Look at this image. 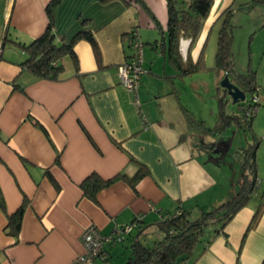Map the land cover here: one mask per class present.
<instances>
[{"label":"crops","instance_id":"crops-1","mask_svg":"<svg viewBox=\"0 0 264 264\" xmlns=\"http://www.w3.org/2000/svg\"><path fill=\"white\" fill-rule=\"evenodd\" d=\"M49 1L0 0V190L6 214L14 213L24 197L28 199L18 237L5 232L7 215L0 209V264H82L81 236L90 224L106 236L136 222L125 238L130 252L135 237L141 242L147 234H155L161 214L182 209L191 210L194 217L228 198L219 176L220 158L213 156L230 152L232 141L228 144L224 135L231 126L221 134L189 127L191 114L211 129L218 108L209 128L204 117L197 119L184 105L177 81L203 69L178 71L159 47L166 34V1L143 0L160 24L156 27L132 0H61L54 11L56 41L69 44L78 33L91 32L98 53L85 39L77 40L73 45L77 68L64 57L60 62L63 72L55 80L37 77L21 65L27 55L20 45L30 44L45 31ZM235 2L214 0L190 51L191 63L199 60L210 31L227 8L235 10ZM132 31L138 32L143 44L146 70L137 89L139 106L117 74L118 66L132 54ZM188 46L189 40L181 38L182 66L187 64ZM211 70L217 100L219 77L214 67ZM255 78L259 102L251 133L258 142V177L264 176V79ZM31 119L46 130L50 140ZM138 163L149 172L135 190L116 181L97 194L96 202L83 196L80 184L91 173L103 179L119 174L131 177ZM259 184L264 188V179ZM236 190L240 191L233 188ZM252 200L222 232L195 245L186 264L264 263V212L247 231L258 203L253 200L252 205ZM206 230L209 234L214 226ZM115 244L104 246L107 261L111 252L120 251ZM107 261L97 259L94 264Z\"/></svg>","mask_w":264,"mask_h":264},{"label":"trees","instance_id":"trees-1","mask_svg":"<svg viewBox=\"0 0 264 264\" xmlns=\"http://www.w3.org/2000/svg\"><path fill=\"white\" fill-rule=\"evenodd\" d=\"M61 0H50L45 7L48 23L45 31L41 36L34 39L28 45H20L27 58L21 64L25 66L32 74L45 79H57L59 74L63 72L61 60L64 57H69L77 68V59L73 50V45L77 40L85 39L88 41L95 53H98L97 43L91 32H80L75 35L69 44H60L56 41L54 34V11ZM100 3H107L112 0H99ZM139 5L155 22L156 27H160L159 22L150 11L143 0H132ZM167 7V24L166 34L162 36L159 43L162 51L171 60V63L178 71L183 73L196 72L203 69V54L199 60L193 64L190 62V51L194 48L204 23L207 20L214 0H165ZM234 9L227 8L223 12V23L218 33V46L215 58L214 70L219 77V82L224 76H228L234 84L238 85L243 91L250 93L251 96L256 95L258 90L255 72L248 69L247 74L239 75L233 69L232 43L233 31L229 25V18L232 16ZM181 38L189 40L187 52V64L181 65V57L179 54V41ZM143 45V44H142ZM217 91L220 92L217 102L218 111L216 120L211 129H206L203 122L196 121L191 114L188 117L189 127L207 131L210 134H221L230 126L235 124L244 132L251 133V124L253 116H246L245 107L249 106L248 102L241 103L240 114L228 113L226 107V94L219 85ZM31 122L38 126L48 137L46 130L34 119ZM253 136V135H252ZM49 139V137H48ZM50 140V139H49ZM257 140L254 137L253 143L249 144L239 152L240 155H245V160L238 159L237 161L243 166V180L240 191L229 198L226 202L210 211L200 210L197 216L191 215V210H176L174 213L161 214L160 220L155 222L156 229L162 232L161 241L155 243L153 247L143 246L135 237L131 244L129 257L124 264H171L178 257L185 255L186 258L180 264H186L190 255L193 253L195 245L201 242L204 238L209 240L222 232L227 223L234 217L239 209L246 203L255 198L258 203L247 231L254 228L261 215L264 212V188L261 189L257 177V165L255 161V149ZM58 163V156L56 158ZM148 169L143 164L138 163L136 173L128 177L123 174L116 175L109 179L101 178L97 173H91L80 184L82 194L87 199L96 202L97 194L111 186L116 181H124L133 190L136 184L144 176L148 174ZM48 174V173H47ZM53 185L58 189L55 180L48 174ZM259 189V190H258ZM28 205V199L24 197L21 205L17 210L8 215L6 214L5 201L0 190V209L7 215V225L5 232L13 237H18L23 213ZM214 226V230L207 234L206 228ZM140 228V226L138 227ZM108 258L105 259L107 261ZM264 264V263H262Z\"/></svg>","mask_w":264,"mask_h":264},{"label":"rangeland","instance_id":"rangeland-1","mask_svg":"<svg viewBox=\"0 0 264 264\" xmlns=\"http://www.w3.org/2000/svg\"><path fill=\"white\" fill-rule=\"evenodd\" d=\"M233 6L235 10L229 18V25L233 31L231 48L233 69L239 75H245L248 69H251L255 72L256 77L258 76L264 79V0H236ZM222 23L223 18L214 25L209 33L203 53V70L177 81V86L182 92L184 105L194 113L197 119L204 117L209 128L213 125L215 120L214 113L218 106L217 100L213 97L215 84L214 72L211 68L215 67L216 63L215 56L218 46V33ZM147 52L149 51L146 50L145 53ZM257 91L259 92V89ZM250 98V93H247L246 100L243 103L247 104ZM225 99L227 102V112L239 115L241 112L239 106L233 105L229 96H226ZM224 136L228 144L232 141L230 152H226L227 154L225 156H223L225 152H222L220 155L219 153H215L214 155L216 156L213 157L216 158L218 156L220 158L218 159L221 167V174L219 176L223 187L225 186L224 195H228V198L224 200L226 202L229 198L236 195L238 190L233 192V188L240 189L243 180L244 169L237 160L241 159L244 161L245 155H236V149L247 148L249 144L253 143L254 138L248 132L239 129L235 124L231 126ZM214 141V143H217L216 139ZM261 168H264V156H262ZM258 178L264 179V176L258 175ZM229 190H231L230 193ZM253 200L256 199L253 198ZM253 200L250 203L252 205L255 203ZM160 235H162V232L156 229L155 234H147L144 236L141 243L143 245L148 244L151 247L154 242L161 241ZM115 245L116 249L120 251L111 252L110 259L107 262H98L99 264H124L126 262L130 254L127 251V248H129L128 240L118 242Z\"/></svg>","mask_w":264,"mask_h":264},{"label":"built area","instance_id":"built-area-1","mask_svg":"<svg viewBox=\"0 0 264 264\" xmlns=\"http://www.w3.org/2000/svg\"><path fill=\"white\" fill-rule=\"evenodd\" d=\"M129 46L132 51L128 60H125L118 66L117 74L122 86L134 95V102L139 106L137 89L140 84V78L145 73L143 69V45L140 41L137 31H132L129 36ZM259 98L257 95L251 96L249 106L245 107L246 116H254L257 111ZM145 122V120L143 119ZM136 227V222L116 230L114 234L102 235L94 224H90L82 233L81 242L84 248V254L79 260L82 264H94L95 260L105 261L107 253L104 249L105 244H115L123 242L127 235Z\"/></svg>","mask_w":264,"mask_h":264},{"label":"water","instance_id":"water-1","mask_svg":"<svg viewBox=\"0 0 264 264\" xmlns=\"http://www.w3.org/2000/svg\"><path fill=\"white\" fill-rule=\"evenodd\" d=\"M219 86L225 90V94L229 96L230 101L233 105L240 106L241 103L245 102L246 100V93L243 91L238 85L231 82L228 76H224L220 82ZM240 110V108H239ZM244 148L238 149L235 153L236 155L239 154L241 150ZM186 258L185 255L178 257L174 262L171 264H180Z\"/></svg>","mask_w":264,"mask_h":264}]
</instances>
